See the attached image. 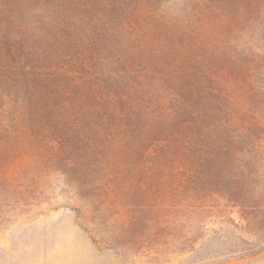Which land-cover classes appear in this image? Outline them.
Segmentation results:
<instances>
[{"label":"rangeland","instance_id":"rangeland-1","mask_svg":"<svg viewBox=\"0 0 264 264\" xmlns=\"http://www.w3.org/2000/svg\"><path fill=\"white\" fill-rule=\"evenodd\" d=\"M0 0V264H264V0Z\"/></svg>","mask_w":264,"mask_h":264},{"label":"clouds","instance_id":"clouds-1","mask_svg":"<svg viewBox=\"0 0 264 264\" xmlns=\"http://www.w3.org/2000/svg\"><path fill=\"white\" fill-rule=\"evenodd\" d=\"M186 9V0H158L157 11L166 18L182 17Z\"/></svg>","mask_w":264,"mask_h":264}]
</instances>
